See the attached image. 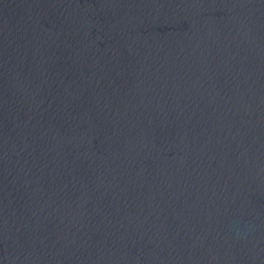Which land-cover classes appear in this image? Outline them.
<instances>
[{
    "label": "water",
    "instance_id": "obj_1",
    "mask_svg": "<svg viewBox=\"0 0 264 264\" xmlns=\"http://www.w3.org/2000/svg\"><path fill=\"white\" fill-rule=\"evenodd\" d=\"M0 264H264V0H0Z\"/></svg>",
    "mask_w": 264,
    "mask_h": 264
}]
</instances>
